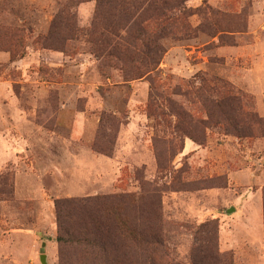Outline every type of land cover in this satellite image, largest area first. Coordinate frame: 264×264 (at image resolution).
<instances>
[{
	"label": "rangeland",
	"instance_id": "rangeland-1",
	"mask_svg": "<svg viewBox=\"0 0 264 264\" xmlns=\"http://www.w3.org/2000/svg\"><path fill=\"white\" fill-rule=\"evenodd\" d=\"M67 1L0 0V26L26 30L16 55L0 43V264H42L43 254L61 264L55 202L141 195L138 172L161 190L162 228L178 260L189 263L194 230L215 220L234 264H264V136L213 127L199 144L186 134L197 131L176 132L175 116L146 111L151 76L189 111L191 99L171 92L199 76L226 81L264 118V0H187L192 33L164 39L157 71L132 81L87 40L96 0L74 9L73 40L39 42ZM103 113L120 123L111 155L94 148Z\"/></svg>",
	"mask_w": 264,
	"mask_h": 264
},
{
	"label": "trees",
	"instance_id": "trees-1",
	"mask_svg": "<svg viewBox=\"0 0 264 264\" xmlns=\"http://www.w3.org/2000/svg\"><path fill=\"white\" fill-rule=\"evenodd\" d=\"M89 0H68L54 21L50 35L38 37L45 47H60L81 32L74 9ZM187 0H96L97 9L87 40L94 54L106 66L119 69L125 81L138 80L156 72L166 53L164 39L181 40L192 28L188 22ZM58 19H61L58 21ZM194 31V30H193ZM195 32V31H194ZM23 27H1L0 43L9 44L16 55L25 42ZM55 43L51 44L52 42ZM51 44V45H50ZM185 83L186 90L175 87L172 96L187 97L196 109L189 111L161 91L156 77L151 76V92L146 111L151 118H177L176 132L186 133L203 144L207 130L221 127L238 138L264 136V118L248 106L232 86L220 78L199 77ZM204 114L206 118L202 115ZM97 152L111 155L115 125L119 119L111 114L101 116ZM165 165H160L165 168ZM141 195L124 191L112 196L64 199L55 202L61 264H186L176 258L167 245L162 228L160 188L146 181L141 172ZM5 187H11L4 179ZM264 207V190H263ZM194 242L187 264H234L233 253L221 252L218 222L208 221L193 233Z\"/></svg>",
	"mask_w": 264,
	"mask_h": 264
},
{
	"label": "water",
	"instance_id": "water-1",
	"mask_svg": "<svg viewBox=\"0 0 264 264\" xmlns=\"http://www.w3.org/2000/svg\"><path fill=\"white\" fill-rule=\"evenodd\" d=\"M234 211V209L230 210V212ZM41 262L42 264H48L47 262V256L45 254L41 255Z\"/></svg>",
	"mask_w": 264,
	"mask_h": 264
}]
</instances>
